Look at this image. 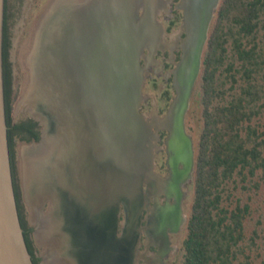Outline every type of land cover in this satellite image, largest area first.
Here are the masks:
<instances>
[{
	"label": "water",
	"instance_id": "obj_1",
	"mask_svg": "<svg viewBox=\"0 0 264 264\" xmlns=\"http://www.w3.org/2000/svg\"><path fill=\"white\" fill-rule=\"evenodd\" d=\"M4 2L0 0V264H33L19 220L7 140L2 71ZM219 2L179 0L185 36L171 71L175 95L165 114L154 122L141 112V58L145 48L151 53L161 42L162 28L156 20L161 0H55L41 20L29 60L34 70L23 102L34 119L43 123L40 143L45 121L62 133L65 159L57 170L51 166V184L42 186L37 207L47 198L52 204L54 193L73 207L68 206L71 214L77 202L86 211L94 208L101 213L91 225L83 213L77 220L81 239L87 241L89 236L103 244L100 257L105 264L117 263L122 252L113 225L117 207L123 203L128 210L139 211L142 181L154 176L153 139L158 129L168 131L169 165L176 167L182 161L192 181L195 147L185 116ZM152 29L155 35L149 41ZM90 195L95 207H89ZM134 212L133 221L137 217ZM60 231L55 232L62 235ZM72 234V230L64 232V241L72 244ZM127 236L135 235L129 231ZM123 254L125 264H132L133 246L128 245Z\"/></svg>",
	"mask_w": 264,
	"mask_h": 264
},
{
	"label": "trees",
	"instance_id": "obj_2",
	"mask_svg": "<svg viewBox=\"0 0 264 264\" xmlns=\"http://www.w3.org/2000/svg\"><path fill=\"white\" fill-rule=\"evenodd\" d=\"M175 13L174 25L180 18ZM9 18L5 0L2 71L11 174L24 239L39 264L15 148L17 140L40 139L39 122L30 116L14 121L19 92L13 88ZM192 95L200 125L180 264H253L258 256L264 263V0H220ZM170 98L167 90L165 101Z\"/></svg>",
	"mask_w": 264,
	"mask_h": 264
},
{
	"label": "flooded vegetation",
	"instance_id": "obj_3",
	"mask_svg": "<svg viewBox=\"0 0 264 264\" xmlns=\"http://www.w3.org/2000/svg\"><path fill=\"white\" fill-rule=\"evenodd\" d=\"M178 2L179 0H166L165 2L161 0V6L159 8L163 9V18L167 20V25L165 28L163 27V30L168 36L163 38V41L158 44L155 55L145 56L142 60V64L146 66L148 72L152 71L162 74L168 86L173 90L171 98L169 101H165L164 106L155 111L152 117H145L149 122H154L156 118H160L165 114L171 99L175 95L171 71L179 60L181 55V43L185 36L184 29L181 28V30L175 34L176 36L174 35L173 38L170 37L171 34L175 33L173 30L174 27L178 22L181 24L183 20L182 10L176 5ZM52 4L46 10V13ZM175 11L180 13V18L176 25L172 24V21L175 20L177 15ZM155 129V126H152L153 132H155ZM167 136L168 131L160 128L157 130L156 137L153 139L155 147L153 148L152 172L154 176H147L142 181L140 203L138 205L139 211L133 208L135 207L134 205L132 206L133 210H131V208L128 210V206H125L123 203H120L116 209L113 225L115 224V226H117L115 237L120 240V250H122V252H120L121 264H125L123 251L125 253L128 245L133 246L134 255L140 261L146 264H165L164 258L169 255L170 251L175 249V246L171 244V236L180 232L186 222L183 202L187 196L186 186L189 185L191 181L187 177L186 168L182 161L178 162L176 167L169 165L165 144ZM88 199L92 202L91 195ZM93 203L94 202L89 203V207H95ZM74 210V214L76 213L74 219L77 220V217L83 213L85 217L87 215L88 225H91V223L93 224L95 218L99 216L97 214H101L99 212L96 213L94 208L86 211V208L83 207L80 202L76 203ZM134 211L137 216L135 221L132 219L134 218V214H132ZM76 220H74L72 224V244L69 241H63L64 235L61 236L63 239L61 257L65 264H95L94 257H92L95 251H92L93 253L91 252V245L94 243L98 247V249L96 248L99 250L98 252L102 254L103 244L98 242V240L95 241L93 238L92 240H87L90 242L84 240L83 236L81 239V236H79L81 233L79 221ZM102 223L105 224V222ZM85 230L90 234L91 230L89 228L86 227ZM129 231L134 233L135 236L126 237ZM34 232L35 228L32 227V237L35 236ZM60 232L64 234V229L62 228ZM86 237H88V239L90 238L89 236ZM130 239L133 240L131 243L129 242ZM86 242L87 245L90 246V250L88 249L87 251H85ZM81 253L88 256V259H86L87 262L84 263L81 259ZM37 256L39 257L40 264L42 256L38 253Z\"/></svg>",
	"mask_w": 264,
	"mask_h": 264
},
{
	"label": "rangeland",
	"instance_id": "obj_4",
	"mask_svg": "<svg viewBox=\"0 0 264 264\" xmlns=\"http://www.w3.org/2000/svg\"><path fill=\"white\" fill-rule=\"evenodd\" d=\"M165 1L166 0H164V2ZM54 2L55 0H8L9 12H10L9 32H10V40H11L9 58L12 63V70H13V88L14 90L18 89V92H19L13 104V115H14L15 122L25 119L29 116L34 118L33 115L31 114L30 107L26 103L23 102V97L27 91V88H28L27 86L29 84V77L31 74L30 72L34 70L33 69L34 67L32 68V63L31 62L29 63V60L32 56L34 43L36 42L38 38L37 36L39 32V27H40V20H42V18L45 16L44 14H46V10ZM38 3H39V6L35 7ZM156 20L157 22H159L162 28V33L160 35V41H163L162 39L167 37L168 35L167 33H164V30H163V27L165 28L167 25V20L163 18L162 8L158 9L156 13ZM181 28H182V23L180 24L178 22V24L173 29L175 33L171 34L170 37L173 38L174 35L178 33V31L181 30ZM158 44L155 50L157 49ZM155 50L149 53L148 49L145 48L144 56L155 55ZM143 59L144 57L141 58V64H142ZM143 66H144V72H143L144 82L142 85L143 99L141 102V109H142V113L144 114V116L146 118H149L153 116L155 111H157L158 109H160L162 106L165 105V99H164L165 92L168 90L172 94L173 90L168 86V83L164 79L162 74H158L157 72H152V71L148 72L146 69V66L145 65ZM36 120L39 122L38 119ZM199 125H200V108H199L197 100L193 99V95H192L191 100H190L189 109L185 116V126H186L187 132L191 134L193 138L194 147H195V142H196V138L198 135ZM42 127H43V123L41 122L39 123V128H42ZM43 134H44V131H43ZM40 138H41V135H40ZM39 144H40V139L38 141L33 140L30 142H27L24 140H17L16 146H15L17 174H18L19 186L21 189L22 202L24 205V213H25V216H26V219L29 225L34 228L38 226V222L35 216L38 215L40 217L41 215L47 214L49 211V207L51 205V200L49 198L43 200L42 203L37 207L36 212L34 211V209H32L29 206L30 203L28 204L29 201L27 202L28 199L26 200V197H25L26 190L24 187V180H23V175H22V172H23L22 171L23 169L22 159L24 158L25 151L31 149L32 147L38 146ZM63 145L65 146V141ZM61 159L62 161H64L65 158H61ZM186 189H187V196L183 202V208H184L185 215L187 217L189 207L192 201V195H193L191 183L186 186ZM184 235H185V224L183 225L180 232L171 236V244L175 246V249L173 251H170L169 255L164 258L165 264H180L179 254H180L182 241L184 239ZM32 238H33L35 246L37 247V253L40 254L41 251L44 250V245L41 244L38 240H36L35 236H33ZM87 240H91V238L88 239L87 237ZM87 242H90V241H87ZM87 242L85 243V247H86L85 251H87L88 249L90 250V246L87 245ZM92 244L93 245H91V252L95 251V253L92 255V257H94L95 264H105L106 260L105 259L101 260L102 258L100 257V253L98 252L99 250H97L98 247L94 243ZM262 257L264 258V255ZM121 263L122 261L119 257L118 264H121ZM40 264H45V261L41 259ZM114 264H117V263H114ZM132 264H146V263L140 261L134 255ZM253 264H264V263L261 262V257L258 256L255 258Z\"/></svg>",
	"mask_w": 264,
	"mask_h": 264
},
{
	"label": "crops",
	"instance_id": "obj_5",
	"mask_svg": "<svg viewBox=\"0 0 264 264\" xmlns=\"http://www.w3.org/2000/svg\"><path fill=\"white\" fill-rule=\"evenodd\" d=\"M30 73H32V72H30ZM30 77H31V74H30ZM30 77H29V79H30ZM43 139H44V137H43ZM34 158H36V157H34ZM59 160L61 162L62 159L58 158L57 162H55L57 164V166H58ZM34 161H35V159L31 160L32 164H31V162L29 163L31 168L29 167V170H28V175H30V185H31L30 188H31L32 194L30 192L28 193L29 190H28L27 185L25 183L23 172H22V175H23L24 187H25L26 196H27L26 200L28 199L27 202L29 201L28 202V204L30 203L29 206L32 209H34V211L36 212L37 203H38L39 198H40L39 195L42 193L41 188H42V186L44 187L45 185L46 186L50 185L51 184V181H50L51 178L47 182L41 181V183H43V185H39L37 175H40V174L37 172V170L34 167V163H33ZM49 171H50V168H49ZM49 171L47 172L48 176H50ZM33 174H35V178L33 177L34 176ZM59 196L60 195L58 194V197ZM54 198H55V196L53 197L50 212L47 216H45V214L41 215L40 217L38 215L35 216L36 220L38 222V234L35 233V237H36V240H38L41 244L44 245V250L41 251L40 255L42 256V259L45 261V264H65L63 261V258L61 257V248H62L61 247V245H62L61 241L63 240L61 236H63L64 234H62V235L58 234V237H59L58 238L55 231L58 228L65 227L66 224L69 223L70 220H74L73 219L74 215L72 214L73 215L72 219L69 217L70 216L69 211H71V210H68L69 205L67 204L66 199H64L66 203L61 202L58 205V207H56V201L54 202ZM59 198H61V196ZM61 200H62V198H61ZM69 208H71V206H69ZM69 227L72 228V224ZM54 240H58V241L60 240V241H59V243L58 242L54 243ZM82 260L84 261V263L87 262L84 260V258Z\"/></svg>",
	"mask_w": 264,
	"mask_h": 264
},
{
	"label": "bare ground",
	"instance_id": "obj_6",
	"mask_svg": "<svg viewBox=\"0 0 264 264\" xmlns=\"http://www.w3.org/2000/svg\"><path fill=\"white\" fill-rule=\"evenodd\" d=\"M152 1L155 2L156 0H152ZM154 35H155V32H154V29H152L148 40L152 41L154 39ZM25 53H26V51H25ZM25 53H24V55H25ZM38 95H40V93ZM52 126H53V124H52ZM43 131H44V134H43L44 139L42 140L43 142L41 141V143L38 146L32 147L31 149L27 150L29 152L25 151L24 152V158L22 159L23 160L22 161V163H23V169L22 170H23V174H24V180H25V183H26L27 188L29 190L28 193L30 192L31 194H32V192H31V188H30V186H31L30 185V175H28L29 167L31 168V166L29 164L31 162V160L35 159V161L33 162L34 167L37 170V172L40 174V175H37L38 184L43 185V183H41V181L47 182L51 178V176L47 175L49 168H52L51 166H53L54 169H56V170L58 169V167L60 165V160L58 162V166L55 162H57L58 158H63L64 151H65V148H63L64 139H63L62 133H59L58 130H56V128L49 126L46 121H45V129ZM34 157H36V158H34ZM31 164H32V162H31ZM35 174H33L34 178H35ZM53 195L55 196L54 202L56 201V206L58 207V205L62 202V200H61L62 197L59 198L60 196L58 197V195H56L54 193H53ZM50 208H51V206H50ZM50 208H49V212H50ZM49 212L47 214H45V216H47L49 214ZM73 215L70 213L69 217L71 219H72V216L75 218L74 213H73ZM72 222H73V220H70L69 223L66 224L67 227L66 226L63 227L64 232H68V231H71L73 229V226H72V228L69 227L71 224H73ZM69 229H71V230H69ZM56 235L58 237V233ZM59 241L54 240V243L55 242L59 243ZM81 258L82 259L84 258L85 261H87L86 259H88V256H86L84 253H81Z\"/></svg>",
	"mask_w": 264,
	"mask_h": 264
}]
</instances>
